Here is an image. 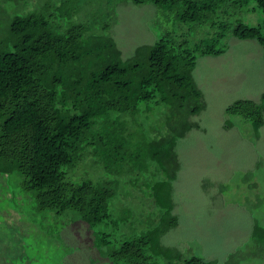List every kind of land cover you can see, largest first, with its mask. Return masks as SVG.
<instances>
[{"label":"trees","instance_id":"16d2710c","mask_svg":"<svg viewBox=\"0 0 264 264\" xmlns=\"http://www.w3.org/2000/svg\"><path fill=\"white\" fill-rule=\"evenodd\" d=\"M125 2L153 3L170 24L127 58L107 33ZM255 8L261 23L241 20ZM21 11L0 41V175L15 207L77 217L111 264H215L160 241L177 224L175 145L200 127L189 120L205 105L197 57L222 54L229 36L256 39L264 53V0H35ZM225 112L258 134L264 92ZM136 193L153 203L150 225L128 233Z\"/></svg>","mask_w":264,"mask_h":264},{"label":"rangeland","instance_id":"374dc122","mask_svg":"<svg viewBox=\"0 0 264 264\" xmlns=\"http://www.w3.org/2000/svg\"><path fill=\"white\" fill-rule=\"evenodd\" d=\"M34 2L28 0L23 8L21 0H0V41L8 37L10 17L31 9ZM155 10L150 2L115 7L107 33L122 57H129L137 45L153 43L170 27L158 21ZM240 18L256 25L262 16L255 8L243 11ZM227 44L220 55L198 56L192 70L205 105L189 116L200 127L176 140L179 168L173 181V213L177 224L160 241L176 247L184 257L197 254L215 264H264V124L256 134L243 116L225 112L235 100H256L264 92V53L256 39L229 36ZM227 119L231 127L224 128ZM138 194L129 198L133 215L125 228L128 233L150 225L148 211L153 203ZM11 198L0 175V264H111L91 245L90 232L77 217L24 215ZM16 201L20 210L25 207L19 198Z\"/></svg>","mask_w":264,"mask_h":264}]
</instances>
